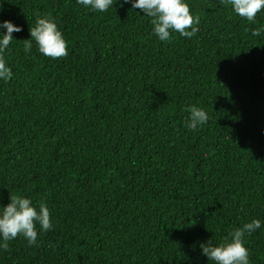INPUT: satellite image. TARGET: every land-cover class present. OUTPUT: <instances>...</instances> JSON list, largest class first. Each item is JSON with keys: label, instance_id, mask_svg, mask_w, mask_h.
<instances>
[{"label": "trees", "instance_id": "obj_1", "mask_svg": "<svg viewBox=\"0 0 264 264\" xmlns=\"http://www.w3.org/2000/svg\"><path fill=\"white\" fill-rule=\"evenodd\" d=\"M191 39L160 41L150 18L117 0H0L21 25L0 80V205L23 195L49 208L53 229L0 248V264H215L219 244L252 219L264 225V10L256 22L228 0H187ZM51 16L68 55L25 39ZM6 31V30H5ZM190 105L208 114L191 131ZM264 264V226L245 237Z\"/></svg>", "mask_w": 264, "mask_h": 264}, {"label": "clouds", "instance_id": "obj_2", "mask_svg": "<svg viewBox=\"0 0 264 264\" xmlns=\"http://www.w3.org/2000/svg\"><path fill=\"white\" fill-rule=\"evenodd\" d=\"M131 3L133 9H140L145 16L150 18L152 32L160 41H170L171 34L178 32L180 36L191 39L198 32L194 25L200 23L198 16L193 15L187 0H124ZM76 3L93 12H107L117 0H76ZM235 14L255 23L257 13L264 10V0H228ZM6 30V31H5ZM21 25L10 20L0 22V80L9 81L13 71L9 67L6 55L10 44L15 39L14 32H21ZM254 36L264 34V25L256 28ZM33 41L38 46L39 52L47 57L59 58L68 55V44L51 16L37 15L35 26L30 28V39H25L24 51L30 53ZM185 121L186 127L195 131L208 120L206 111L197 105H190ZM53 229L49 208L44 203L39 206L23 195L10 196L7 205H0V248L7 250L8 241L18 236H23L30 245L36 244L38 232ZM261 220L252 219L241 227L230 231L229 237L219 244L212 240L201 242V254L215 264H250L249 252L245 246V237L260 229Z\"/></svg>", "mask_w": 264, "mask_h": 264}]
</instances>
